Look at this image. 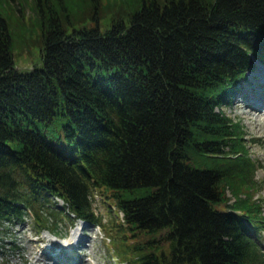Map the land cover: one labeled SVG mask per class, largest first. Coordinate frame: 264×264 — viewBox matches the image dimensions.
Listing matches in <instances>:
<instances>
[{
  "label": "trees",
  "instance_id": "16d2710c",
  "mask_svg": "<svg viewBox=\"0 0 264 264\" xmlns=\"http://www.w3.org/2000/svg\"><path fill=\"white\" fill-rule=\"evenodd\" d=\"M255 62L264 0H0V240L29 215L100 226L96 192L119 261L264 264L256 164L222 110Z\"/></svg>",
  "mask_w": 264,
  "mask_h": 264
},
{
  "label": "rangeland",
  "instance_id": "374dc122",
  "mask_svg": "<svg viewBox=\"0 0 264 264\" xmlns=\"http://www.w3.org/2000/svg\"><path fill=\"white\" fill-rule=\"evenodd\" d=\"M25 12L28 9L25 8ZM13 21L17 25V21ZM26 21L27 17H24ZM25 28L28 33L25 44H17L15 40L12 46L14 65L21 70L30 69L37 62L33 58L38 53L37 31L30 26ZM255 63L254 69L247 72L246 80L228 104L222 106V110L242 126L244 147L256 164L252 198L260 204V211L264 215V123H256L248 114V111L258 106L255 103L259 102L264 107V65ZM226 195L229 197L230 192L227 191ZM91 197L92 209L101 218L100 226L79 220L69 222L63 218L58 226V236H53L49 230L34 231L30 215L20 222L5 223L0 240V264H126L112 253L108 244L110 233L104 228L110 219H120L119 212L112 208L109 199L103 201L99 193L94 192ZM55 201V205L60 207L61 200ZM71 234L72 241L69 240ZM74 236L80 239L78 243L74 244ZM257 242L264 250V231L258 236Z\"/></svg>",
  "mask_w": 264,
  "mask_h": 264
},
{
  "label": "bare ground",
  "instance_id": "6f19581e",
  "mask_svg": "<svg viewBox=\"0 0 264 264\" xmlns=\"http://www.w3.org/2000/svg\"><path fill=\"white\" fill-rule=\"evenodd\" d=\"M256 105H258V106H255L253 109L252 108H250V109H252V111H248V114H249V116H251V117H253L254 119H255V122L256 123H258L259 124V122H262V123H264V116H263V111L264 110H262V109H264V107L261 105V103H255ZM254 104V105H255ZM246 106H248L247 104H245ZM260 105V106H259ZM246 114V113H245ZM248 114H246V115H248ZM81 233V232H80ZM72 236H73V234H71V237L69 238V240H71L72 239ZM74 238H75V240H73V242H74V244L77 242L78 243V241L80 240V239H78V237H76V236H74ZM72 241V240H71ZM81 242V241H80ZM81 244V243H80Z\"/></svg>",
  "mask_w": 264,
  "mask_h": 264
}]
</instances>
